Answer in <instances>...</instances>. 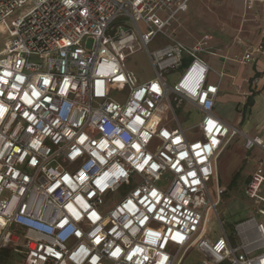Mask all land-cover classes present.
I'll return each mask as SVG.
<instances>
[{
  "label": "built area",
  "instance_id": "1",
  "mask_svg": "<svg viewBox=\"0 0 264 264\" xmlns=\"http://www.w3.org/2000/svg\"><path fill=\"white\" fill-rule=\"evenodd\" d=\"M191 2L0 0L9 38L0 53V255L20 253L22 264H185L194 251L196 264H264L262 163L245 188L261 220L228 232L218 213L226 192L218 161L241 132L216 114L225 74L212 83L202 55L228 58L209 35L186 45L170 33ZM142 50L154 69L147 82L127 66ZM164 101L176 124L152 130ZM184 104L202 114L190 129L178 116ZM244 138L248 151L264 150L261 137Z\"/></svg>",
  "mask_w": 264,
  "mask_h": 264
},
{
  "label": "rangeland",
  "instance_id": "2",
  "mask_svg": "<svg viewBox=\"0 0 264 264\" xmlns=\"http://www.w3.org/2000/svg\"><path fill=\"white\" fill-rule=\"evenodd\" d=\"M17 12L16 14H18ZM15 18V17H13ZM12 20V19H11ZM264 29V0H192L189 10L182 13L177 22L171 26V35L186 45H194L206 35L212 37L213 49H218L219 54L228 56L236 64H241L242 57L247 52L254 50L257 37ZM9 41L8 35L0 32V53L6 48ZM158 45L167 43V40L159 38ZM92 46V40L88 47ZM152 46V48H155ZM234 48L233 52L231 51ZM212 67L210 81L218 82V73L221 72L223 63L221 58L202 55ZM128 68L133 71L141 82L151 81L154 78V69L146 51H138L127 61ZM178 73L169 77V83L173 85ZM225 85V82H224ZM224 85L222 87H224ZM221 106L215 108L221 117L235 114L231 108L228 98L221 101ZM178 116L184 128L190 129L202 118V114L191 106L184 104L178 109ZM176 124L175 116L167 101H164L153 118L151 128L158 130L162 126L172 127ZM191 135L196 131L191 130ZM244 138L237 135L231 141L229 149L220 156L218 161V172L220 184L226 188L225 194L218 206V213L224 222L228 232L236 224L246 222L252 217L261 220L258 215V206L245 194V188L251 179L255 169L260 163L264 164V153L254 150L252 156L244 147ZM264 166V165H263ZM236 171V172H235ZM239 172L235 186L230 187L233 173ZM213 196L216 195V186L209 184ZM208 234L212 238L220 234V224L215 214L210 215L208 223ZM12 253V254H11ZM4 264H22L23 256L20 253L11 252ZM198 255L192 251L185 264H196Z\"/></svg>",
  "mask_w": 264,
  "mask_h": 264
},
{
  "label": "crops",
  "instance_id": "3",
  "mask_svg": "<svg viewBox=\"0 0 264 264\" xmlns=\"http://www.w3.org/2000/svg\"><path fill=\"white\" fill-rule=\"evenodd\" d=\"M255 44L254 60L246 65H238L233 62V59L221 54L223 57L228 58V60L222 59L223 67L221 72L225 74V77L220 86L216 106L220 107L221 101L224 98H228L235 114L231 116L227 115L228 117H221L216 114L230 126L240 130L241 134L239 135L243 138L244 135H248L251 137L258 136L264 140V29L257 37ZM231 49L233 52L234 48ZM223 85L224 87H222ZM230 145H228L225 151L229 149ZM255 149L258 152L264 153L263 149L256 147L249 151L250 154L248 156H252V152ZM225 151L221 156H223ZM235 172L233 173L234 175Z\"/></svg>",
  "mask_w": 264,
  "mask_h": 264
},
{
  "label": "trees",
  "instance_id": "4",
  "mask_svg": "<svg viewBox=\"0 0 264 264\" xmlns=\"http://www.w3.org/2000/svg\"><path fill=\"white\" fill-rule=\"evenodd\" d=\"M239 177V172L235 173V175L232 177L231 183H230V187H233L236 185L237 180ZM10 257V252H5L3 254L0 255V261L1 262H6L7 258Z\"/></svg>",
  "mask_w": 264,
  "mask_h": 264
}]
</instances>
